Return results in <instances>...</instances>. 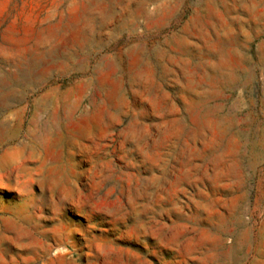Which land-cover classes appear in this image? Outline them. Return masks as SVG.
Returning a JSON list of instances; mask_svg holds the SVG:
<instances>
[{
	"label": "rangeland",
	"instance_id": "obj_1",
	"mask_svg": "<svg viewBox=\"0 0 264 264\" xmlns=\"http://www.w3.org/2000/svg\"><path fill=\"white\" fill-rule=\"evenodd\" d=\"M0 264H264V0H0Z\"/></svg>",
	"mask_w": 264,
	"mask_h": 264
},
{
	"label": "bare ground",
	"instance_id": "obj_2",
	"mask_svg": "<svg viewBox=\"0 0 264 264\" xmlns=\"http://www.w3.org/2000/svg\"><path fill=\"white\" fill-rule=\"evenodd\" d=\"M204 21V20H203ZM195 24V23H194ZM203 31V30H202ZM182 32V31H181ZM184 33V32H183ZM177 34H179V33H177ZM182 36V35H181ZM187 36V35H186ZM180 37V36H179ZM188 39V38H187ZM188 41H190V40H188ZM206 59V58H205ZM230 116V115H229Z\"/></svg>",
	"mask_w": 264,
	"mask_h": 264
}]
</instances>
